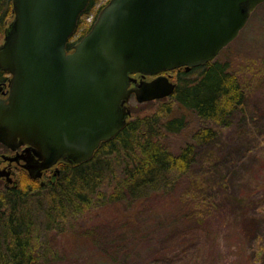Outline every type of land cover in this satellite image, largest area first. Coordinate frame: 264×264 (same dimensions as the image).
<instances>
[{"label":"water","instance_id":"95a60500","mask_svg":"<svg viewBox=\"0 0 264 264\" xmlns=\"http://www.w3.org/2000/svg\"><path fill=\"white\" fill-rule=\"evenodd\" d=\"M89 0H11L0 41V141L27 145L44 167L89 159L138 102L170 96L159 74L213 60L264 0H108L89 30L67 42Z\"/></svg>","mask_w":264,"mask_h":264},{"label":"rangeland","instance_id":"374dc122","mask_svg":"<svg viewBox=\"0 0 264 264\" xmlns=\"http://www.w3.org/2000/svg\"><path fill=\"white\" fill-rule=\"evenodd\" d=\"M106 1L93 0L71 41ZM217 59L238 76L246 98L228 126L193 115L186 127L165 135L178 152L199 126L216 129L212 141L198 146L191 173L172 192L54 233L52 259L38 264H264V5ZM169 72L176 83L198 76L197 70ZM157 100L129 96L128 119L153 110ZM26 184L23 177L20 187Z\"/></svg>","mask_w":264,"mask_h":264},{"label":"trees","instance_id":"16d2710c","mask_svg":"<svg viewBox=\"0 0 264 264\" xmlns=\"http://www.w3.org/2000/svg\"><path fill=\"white\" fill-rule=\"evenodd\" d=\"M92 2L89 0L82 14ZM11 9V0H0V41L12 18ZM74 42L69 39L68 50ZM191 70H197L196 78L177 83L174 92L158 99L153 110L127 119L89 159L65 162L53 183L30 189L24 185L1 195L0 264L48 262L55 251L54 233L61 235L75 221L108 209L136 206L154 195L167 194L183 182L195 164L198 146L212 141L217 131L208 125L199 126L178 152L170 149L165 135L186 127L193 115L202 122L228 126L246 98L240 79L226 62L217 59ZM8 77L0 70V83Z\"/></svg>","mask_w":264,"mask_h":264},{"label":"flooded vegetation","instance_id":"af4514ba","mask_svg":"<svg viewBox=\"0 0 264 264\" xmlns=\"http://www.w3.org/2000/svg\"><path fill=\"white\" fill-rule=\"evenodd\" d=\"M174 70H184V68ZM159 74L167 75L171 79L169 71L145 76L140 73H131L130 76L135 80L131 81L129 86L134 87L138 81L142 79L150 80ZM131 95L134 96V93L131 92ZM64 163V161H57L50 166L44 167L31 147L18 145L15 148H11L0 141V197L9 192L10 189L20 188L22 186L20 181L23 177L28 181L26 185L30 187L34 185L46 186L49 183H53L60 175V169Z\"/></svg>","mask_w":264,"mask_h":264}]
</instances>
